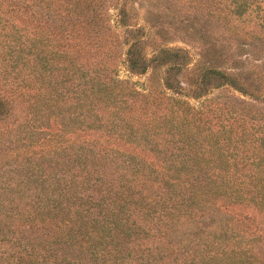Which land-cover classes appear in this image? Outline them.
<instances>
[{"label":"trees","instance_id":"trees-1","mask_svg":"<svg viewBox=\"0 0 264 264\" xmlns=\"http://www.w3.org/2000/svg\"><path fill=\"white\" fill-rule=\"evenodd\" d=\"M0 264H264V0H0Z\"/></svg>","mask_w":264,"mask_h":264},{"label":"rangeland","instance_id":"rangeland-1","mask_svg":"<svg viewBox=\"0 0 264 264\" xmlns=\"http://www.w3.org/2000/svg\"><path fill=\"white\" fill-rule=\"evenodd\" d=\"M131 2V0H130ZM177 5V4H176ZM174 8L176 9H166V8H163L162 10V15L165 14L164 16H162L160 18V23L162 25V30L164 32H161V34H164V37H166V39H170V41L168 40L167 42V45L169 46H173V45H177V46H182V47H185L187 49H189V53L193 54L195 53L196 49H193V47H191L188 42L186 41H190L188 40V38H184V36L181 34V31L183 29L177 27L176 25H174L173 22H171V20H173L175 18L176 15H180L182 13H189L192 9L191 5L188 3V2H185V1H181V3H179L177 5V7L175 5H173ZM156 9H160V7H156ZM172 10H177V12H174ZM110 12H112V10H110ZM145 13V10L141 7L138 9V18H141ZM169 15V16H168ZM172 15V16H171ZM138 23H141L142 20L141 19H136ZM209 29H212L210 28L211 26H208ZM122 29L121 28H117V32L122 35L123 32L121 31ZM187 39V40H186ZM196 41L197 43L200 42V38H196ZM199 40V42H198ZM192 43H195V42H192ZM117 75H118V78H130V81H136V82H141L143 81V77L142 76H130L128 74H126V72L124 71L123 68H120L119 71L117 72ZM213 94H216V93H213ZM219 95H227V93L223 92V93H219ZM191 102H193L191 100Z\"/></svg>","mask_w":264,"mask_h":264}]
</instances>
